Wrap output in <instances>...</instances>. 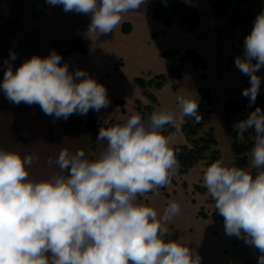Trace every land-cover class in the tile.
I'll use <instances>...</instances> for the list:
<instances>
[{"label":"clouds","instance_id":"clouds-1","mask_svg":"<svg viewBox=\"0 0 264 264\" xmlns=\"http://www.w3.org/2000/svg\"><path fill=\"white\" fill-rule=\"evenodd\" d=\"M146 2L46 0L66 13L89 15L87 33L99 36ZM16 58L10 51L0 83L11 103L39 105L45 115L65 121L109 106L106 87L85 70L69 71L55 50L47 57L33 55L13 70ZM235 67L249 77L241 95L251 107L260 91L257 73L264 67V11L255 17ZM193 92L177 97L178 113L153 110L147 119L134 113L122 123L99 127L97 140L106 146L95 159L82 149H61L54 162L49 160L59 171L46 179L30 177L32 155L0 148V264H202L182 238H167L166 223L180 213V204L171 201L158 215L139 199L167 186L179 167L174 149L179 124L186 117L202 119ZM167 125L176 133L165 134ZM233 127L240 142L249 129L255 131L248 166L216 160L205 169L203 183L224 219L225 234L256 249L257 264H264V111L256 107Z\"/></svg>","mask_w":264,"mask_h":264},{"label":"crops","instance_id":"crops-1","mask_svg":"<svg viewBox=\"0 0 264 264\" xmlns=\"http://www.w3.org/2000/svg\"><path fill=\"white\" fill-rule=\"evenodd\" d=\"M157 1L147 0L138 10L123 14L120 24L112 32L99 36L87 33L89 15L66 13L62 6H50L46 0H0V83L7 67L4 61L9 59L10 51L17 54V58L11 61V66L15 70L33 55L47 57L52 50L56 51L57 40L70 42L83 34L82 42L86 50L77 49L69 52L61 60V64L67 62L71 72L76 69L87 71L91 77L106 87L110 104L100 110L104 117L101 118L99 112L91 111L101 122L107 120L108 124L111 123L114 118L120 116L113 117V114L121 112L119 105L116 108L110 107L114 102L111 100L117 99L118 104V100L126 99V96L139 97L142 92L135 80L136 77L151 78L160 72L170 74V68L177 62L165 56L164 51L189 48L187 37L191 36L193 30H187L178 24L166 25L162 20L153 17ZM184 1L197 6L200 0ZM177 41L179 45L184 46L176 47L179 46ZM147 68L150 74L144 75ZM183 78L168 76L171 83V80ZM130 90L133 93H130ZM162 90L164 89L158 92ZM176 90L174 93H178L177 87ZM89 140L90 130L85 123L78 120L65 121L63 118L56 120L45 115L39 105L29 106L22 102L17 106L8 101L0 89V148L17 151L22 156L32 155L34 159L29 168L31 178L46 179L59 171L54 163L49 165V160L54 162L60 150L64 148L73 153L82 149L91 159ZM102 143L98 142L97 152ZM104 145L106 144H103V147ZM170 185L173 186L175 183H169L167 189L156 188L155 192L147 193L145 196L148 198L146 205L153 207L158 215L163 214L169 202L175 201L180 204V213L166 223L167 238H182L186 245L200 254L202 260L208 262L207 264H235L232 253H236L237 250L232 238L228 236L224 241L220 239L216 242L215 248L213 246V249L209 248L204 241L207 238L205 230L207 226L194 217L197 215L196 203L189 199L183 190L172 192ZM213 226L218 231L224 230V226L217 220H214ZM191 229L195 230L192 236L187 233ZM210 240L215 242L213 238ZM218 250L227 251L225 259L209 258ZM202 253L206 254L203 256ZM208 258L215 261L210 262Z\"/></svg>","mask_w":264,"mask_h":264},{"label":"rangeland","instance_id":"rangeland-1","mask_svg":"<svg viewBox=\"0 0 264 264\" xmlns=\"http://www.w3.org/2000/svg\"><path fill=\"white\" fill-rule=\"evenodd\" d=\"M196 7L200 12L201 25L199 29L193 30V32L191 31V36L187 37V47H189L187 49H194L198 51L204 57L206 66L204 68H195L193 67L192 61L190 59H187L184 74L182 77H178H184L183 80H171L173 83L172 84L168 80V76L173 75L170 73V70V74L160 72L157 75L161 73L166 74V80L160 88H155V86H147V88L144 89L138 84L142 92L139 97L132 98V96H126V99L124 98L123 100H118V104L117 99L111 100V102H114H112L110 107L116 108L119 105L121 112L114 113L113 117H118L119 115L120 116L118 118H114V121H124L134 113L140 114L137 104L140 103L141 106L144 107L147 104L151 103V98L148 93H152L158 100L153 110H166L178 113L180 111V106L177 101L178 96H187L190 94V92L193 91H196V93L198 92V96H200V88L203 86L208 87L213 100V114L211 125L214 126L215 135L219 141L218 147L221 152V160L224 161L225 164H230L231 162L235 163V153L232 148V131L234 130L233 126L240 120H242V117L245 115V111L243 110L240 112H232L227 116L225 109L227 102H229L230 100L243 98L244 96L241 95L242 91L246 87L250 86L249 77L243 75L235 67V58L237 56H243L244 39L250 31L249 23H251V20L253 23L257 14H259L261 11H264V0H250L246 2L242 6L241 13H239V15L245 14V16H247V21L245 23H239V25L236 27H234L230 23V19L233 18L236 14L234 6L230 7L228 15L222 17L215 14L212 7V1L210 0H200ZM249 13H252V16H248ZM177 44L179 45V41H177ZM182 46L184 45H179L176 47ZM145 74H150L149 68L144 71V75ZM257 75L261 77V85L255 104L260 101L258 99L259 96L264 94V68H261L258 71ZM155 76L156 75L152 76L151 78H154ZM151 78L145 79L148 80ZM176 87L178 89V93H174L175 91H177ZM161 89L164 90L158 92ZM146 90L148 91V93L146 92ZM130 93H133L132 90H130ZM192 94L194 95V92ZM133 95L135 96L136 93L134 92ZM255 104H253V106ZM98 115L101 118L104 117L100 112ZM181 124L182 123L179 124V127H181ZM249 130H251V137L254 140V129ZM188 143L189 141L184 132L179 131L175 134L174 146ZM103 144H106V142H103L100 145L98 152L96 151L97 147L94 151L91 150L92 155H94V152L96 151L94 159L97 158L100 152L105 148L106 145H104L103 147ZM246 166H248V163ZM207 167L208 166L203 160L189 168L187 172L181 173L179 165V167L173 172L170 177V183H175V185L173 186L170 185V188L174 193H176L177 191L181 192L182 190L185 191L187 197L196 203L197 215L195 214L194 217L207 226L205 229L207 231V238L204 241L207 243V246L209 248L211 247V249H213L215 248L217 241H219L220 239L224 241L228 237V235L225 234L224 230L218 231V229L213 226L214 220H217L223 226L224 222L213 215V212L215 211L214 201L208 194L207 189L203 183V174ZM157 189H167V186L158 187ZM153 192H155V190L149 193ZM145 196L140 197L139 199L147 204L146 201L148 200V198L146 199ZM201 208L209 214V217L204 218L199 215V210ZM187 233L192 236L195 234V230L191 229L187 231ZM211 238L215 240L214 243L212 242V240H210ZM231 238L233 245L237 250L236 253H232L235 264L236 261H238L237 264H257V257L259 255L258 251L253 247L245 244L241 239H237L234 236ZM193 243H191V245ZM226 253V250H222V252L218 250L216 254H212V257L209 258L219 259L222 257L225 259L227 255ZM205 254L206 253H202L203 256ZM209 258L207 260H209L210 262L215 261L214 259L210 260ZM207 263L208 262L202 260V264Z\"/></svg>","mask_w":264,"mask_h":264},{"label":"trees","instance_id":"trees-1","mask_svg":"<svg viewBox=\"0 0 264 264\" xmlns=\"http://www.w3.org/2000/svg\"><path fill=\"white\" fill-rule=\"evenodd\" d=\"M212 1V7L216 15L222 17L229 14V9L234 6L236 14L230 19V23L236 27L239 23H245L247 21V16L245 14L239 15L241 13L242 6L250 0H210ZM153 17L162 20L166 25L178 24L186 28L187 30H197L201 25V16L198 8L184 0H158L153 9ZM248 16H252L249 13ZM250 31L252 30L253 23L251 20ZM83 34L77 36L70 42L57 40L55 42V49L58 54L62 56L73 50L85 51L86 48L83 45ZM164 55L174 59L177 64H174L170 68V73L176 77H182L184 74L185 64L187 59H190L195 68H204L206 66L204 57L194 49L186 50H165ZM264 68V67H262ZM137 83L144 89L147 86L155 88H160L165 80L166 74L161 73L156 75L154 78L146 80L145 78L138 76L135 78ZM148 93V91L146 90ZM151 98V103L142 107L138 103V109L141 116L147 119L148 115L152 112L155 104L158 102L156 97L152 93H148ZM260 101L254 106H249V99L247 97L238 98L236 100H230L226 104V114L227 116L232 112L245 111V115L242 119H245L247 115L253 111L256 107H260L264 111V94L260 95L258 98ZM213 100L212 95L208 87L200 88L199 96V112L198 114L202 117L199 123L195 122L193 118L186 117L184 122L181 124L180 131L184 132L189 143L180 144L174 146L176 150V157L180 165L181 173H185L200 161H205V164L209 166L212 162L216 160H221V152L219 149V141L215 135V128L211 125L212 121V108ZM68 121L78 120L85 123L90 130V147L94 151L97 147L98 140V129L101 126L108 127L116 123H122L123 121H112L109 124H103L98 120V118L93 114L91 110L81 116L77 113L72 114ZM103 124V125H102ZM207 127V128H206ZM176 133V128L172 125L165 126V134ZM255 134V131H254ZM233 142L232 148L235 153L234 161L236 166L245 167L248 163V153L250 149L254 146V140L251 137V130L244 133L245 140L240 142L236 139L237 132L234 129L232 131ZM93 159V155L91 156ZM199 215L207 218L209 214L205 212L202 208L199 210ZM213 215L224 222L223 217L214 211Z\"/></svg>","mask_w":264,"mask_h":264}]
</instances>
